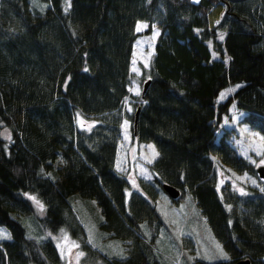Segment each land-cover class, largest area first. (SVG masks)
Listing matches in <instances>:
<instances>
[{
  "label": "trees",
  "instance_id": "obj_1",
  "mask_svg": "<svg viewBox=\"0 0 264 264\" xmlns=\"http://www.w3.org/2000/svg\"><path fill=\"white\" fill-rule=\"evenodd\" d=\"M138 19L141 32L156 33L133 94ZM75 108L90 125L75 124ZM231 110L261 133L264 165V0H0V226L9 237L0 238V264L60 261L51 238L28 234L17 213H31L38 232L64 230L80 264H179L153 245L165 226L155 199L177 203L185 193L226 255L184 264H264V187L237 192L214 173L219 162L264 182L231 143L237 127L223 123ZM124 116L156 148L151 175L136 184L114 166ZM75 194L94 199L100 217L86 210L121 254L88 240L68 199ZM33 196L43 205L35 215ZM180 240L193 249L188 235Z\"/></svg>",
  "mask_w": 264,
  "mask_h": 264
},
{
  "label": "rangeland",
  "instance_id": "obj_2",
  "mask_svg": "<svg viewBox=\"0 0 264 264\" xmlns=\"http://www.w3.org/2000/svg\"><path fill=\"white\" fill-rule=\"evenodd\" d=\"M145 24L143 20H136L134 29L138 31V34L132 41L131 53L129 55L128 66L134 75L129 79L128 90L133 94H137L140 89L138 63L142 65L147 63L156 33V28L154 26H151L148 32H141ZM122 102L126 111H129L130 104L126 101L125 97H123ZM238 115L237 111L231 110L228 116L229 118H223V123L228 125L235 122L237 135L235 134L232 137L231 143L240 153L242 152V154L248 157L253 166H256L262 162V157L259 156L262 149L261 133L246 127L242 122L237 123ZM73 120L77 126L87 127L93 119L83 115L75 108L73 111ZM119 125L121 131L117 142L114 166L116 169L125 173L131 184H136L137 176L148 177L151 175L146 162L153 157L152 150L149 146L155 150V153L156 148L152 140H137L134 137L130 129V118L127 116L121 118ZM0 132L3 137H6L7 130L5 127H2ZM250 152L258 157L255 158ZM213 168L217 185L226 182L237 192L247 191L251 187H264V182L260 181L256 176L244 171H235L226 164L215 162ZM156 198V206L164 220L165 226H163L159 232L160 238L164 236V239L162 240L161 238L153 242V245L156 252L162 258L167 260L168 258L172 259L178 257L180 258L179 264H184L191 260L192 256L204 260H213L223 258L226 255L225 249L212 235L205 219L198 212L196 206H194L188 193H185L182 199L177 201V203H173L169 201V199L167 200L164 195L157 196ZM68 199L71 202L73 210L75 209L74 211L77 219H79L85 228L84 231L86 232L88 240L94 244L96 243L98 247L104 248L103 250L107 254H121L123 249L120 241L116 237H109L103 233V231H100L96 223V217L89 215V211L86 210L89 208L91 213H95L100 217L94 199L76 194L69 196ZM37 201V197L33 196V198H31L33 204L32 214L34 215L41 211ZM30 214L17 213L15 216L25 226L28 234L34 235L37 238H51L60 254V261L57 264H80L79 254L81 250L77 246L76 241L61 229L55 232L46 229L42 232H38L34 217ZM0 234L7 236V231L2 226H0ZM181 235H188L191 238L193 241L192 250L182 248L180 240ZM161 240L163 241L162 244L160 243ZM217 244L220 246L219 249L216 247ZM221 251L224 255H221Z\"/></svg>",
  "mask_w": 264,
  "mask_h": 264
},
{
  "label": "water",
  "instance_id": "obj_3",
  "mask_svg": "<svg viewBox=\"0 0 264 264\" xmlns=\"http://www.w3.org/2000/svg\"><path fill=\"white\" fill-rule=\"evenodd\" d=\"M146 83H147V79H145L142 83V86H141V91L144 89V87L146 86ZM136 110H137V107L135 108L134 110V114H133V121H132V125L134 126V123H135V115H136ZM255 171H256V174L259 176V177H262L264 179V165L263 164H258L255 166ZM162 187L163 189L166 191V193L171 196V197H174L177 195L178 193V189L176 187H174L173 185L171 184H168V183H165L163 182L162 183ZM230 264H250L249 262V258L248 257H241V258H238L236 260H234L232 263Z\"/></svg>",
  "mask_w": 264,
  "mask_h": 264
},
{
  "label": "snow or ice",
  "instance_id": "obj_4",
  "mask_svg": "<svg viewBox=\"0 0 264 264\" xmlns=\"http://www.w3.org/2000/svg\"><path fill=\"white\" fill-rule=\"evenodd\" d=\"M139 30V29H138ZM223 37H221V39H222ZM134 71H135V69H134ZM236 87H240V85H237ZM235 89H229V91H234ZM138 91V90H137ZM225 95V93H221V98H223V96ZM150 147V149L152 150V153H153V157H155V155H156V153H155V150L154 149H152L151 148V146H149ZM151 161H149V163H150ZM37 204H38V206L42 209L43 208V205H40L39 204V201H37ZM0 238H9V237H6V236H4L3 234H0ZM216 247L219 249L220 248V246L217 244L216 245ZM79 255H83V253H80ZM221 255H224L223 254V252L221 251Z\"/></svg>",
  "mask_w": 264,
  "mask_h": 264
},
{
  "label": "crops",
  "instance_id": "obj_5",
  "mask_svg": "<svg viewBox=\"0 0 264 264\" xmlns=\"http://www.w3.org/2000/svg\"><path fill=\"white\" fill-rule=\"evenodd\" d=\"M132 184H135V183H132Z\"/></svg>",
  "mask_w": 264,
  "mask_h": 264
}]
</instances>
